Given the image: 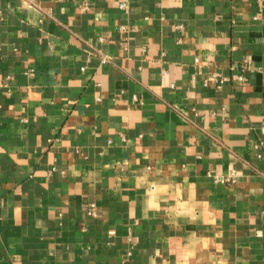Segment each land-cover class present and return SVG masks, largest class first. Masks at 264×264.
I'll return each mask as SVG.
<instances>
[{
  "label": "crops",
  "instance_id": "0c3cea01",
  "mask_svg": "<svg viewBox=\"0 0 264 264\" xmlns=\"http://www.w3.org/2000/svg\"><path fill=\"white\" fill-rule=\"evenodd\" d=\"M0 264H264V0H0Z\"/></svg>",
  "mask_w": 264,
  "mask_h": 264
},
{
  "label": "built area",
  "instance_id": "2783aa9c",
  "mask_svg": "<svg viewBox=\"0 0 264 264\" xmlns=\"http://www.w3.org/2000/svg\"><path fill=\"white\" fill-rule=\"evenodd\" d=\"M215 79L217 80L218 83H222L224 81V78L216 76Z\"/></svg>",
  "mask_w": 264,
  "mask_h": 264
}]
</instances>
